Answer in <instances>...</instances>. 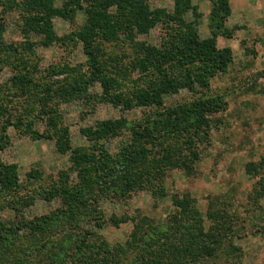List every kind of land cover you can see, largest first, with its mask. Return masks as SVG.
<instances>
[{"label": "trees", "instance_id": "obj_1", "mask_svg": "<svg viewBox=\"0 0 264 264\" xmlns=\"http://www.w3.org/2000/svg\"><path fill=\"white\" fill-rule=\"evenodd\" d=\"M153 1L66 0L58 7L55 0H0V71L8 65L16 71L10 83H0V151L10 145L7 131L13 127L34 140L56 139L58 152L70 154L71 161V172L62 171L52 184L36 169L22 182L17 164H0V264H216L224 256L228 264L241 256L234 242L237 216L228 206L211 204L206 219L191 196H175V210L163 223L141 214L106 218L101 209L104 198L119 202L141 191L166 197L165 178L172 170L192 176L210 139L212 116L227 107L224 95L208 92L212 80L234 60L231 48L218 46L219 37L232 38L239 29L227 26L230 0H210L207 38L200 36L197 22L187 20L191 10L199 17L192 0H173L172 11L154 7ZM13 10L20 14L24 42L5 38V16ZM81 11L84 25L59 36L54 20L74 21ZM158 26L164 27L160 45L137 40ZM32 36L40 37L44 47L81 44L86 70L58 66L47 72L57 80H40L39 65L31 64ZM96 86L101 94L90 92ZM182 90L200 96L166 105L168 96ZM59 99L112 104L125 112L140 108L144 115L84 127L80 132L89 144L74 147L62 125ZM38 122L44 131L36 129ZM117 137L124 141L113 153L107 144ZM261 169L250 162L246 173L256 175ZM33 185L38 188L31 193ZM39 198L58 199L62 207L31 220L3 219L6 208L19 211ZM253 200L257 205L264 201V185ZM128 222L134 229L125 244L111 245L101 233ZM60 235L64 237L53 244Z\"/></svg>", "mask_w": 264, "mask_h": 264}, {"label": "rangeland", "instance_id": "obj_2", "mask_svg": "<svg viewBox=\"0 0 264 264\" xmlns=\"http://www.w3.org/2000/svg\"><path fill=\"white\" fill-rule=\"evenodd\" d=\"M65 1L55 0V4L62 7ZM230 3L232 14L227 26L239 29L232 38L219 37L218 46L231 48L234 60L226 73L212 80L208 92L210 95H224L227 107L225 111L212 116L210 139L202 147V157L197 162L195 173L188 176L181 170L168 172L165 178L167 196L164 198H154L150 192L141 191L119 202L104 198L101 209L106 213V218L112 215L122 217L124 214L130 216L141 214L163 223L175 210L173 205L175 196L181 197L185 194L191 196L204 218L211 209V204H217L219 207L228 206L226 208L237 216L235 228L238 236L234 242L241 248V256L228 264H264V201L257 205L253 200L256 190L264 185V0H230ZM152 5L172 11L174 1L156 0ZM192 5L197 7L199 17L191 10L187 20L197 22L200 36L207 38L211 35L209 24L212 2L192 0ZM2 10L0 4V15ZM5 19L7 42H24L25 39L19 29L21 19L18 10L8 12ZM85 20L82 11L77 14L74 21L56 18L55 31L61 37L68 36L80 29ZM163 28L158 26L149 34L139 36L137 40L160 45L164 34ZM31 40L35 43V56L31 58V64L39 65L40 80L44 81L50 77L48 70L58 66H77L86 70L87 57L81 44L75 46L72 43L69 45L56 43L51 47H44L40 44V37L32 36ZM126 51L134 53L130 48ZM134 72L132 79L137 80L139 73ZM15 73L13 66H5L0 71V83H10ZM128 86L131 88L132 85ZM90 92L101 94L102 91L96 86ZM199 96L200 94L182 90L176 95L168 96L166 105L191 101ZM57 103L63 119L62 125L69 129L74 147L89 144L80 132L84 127L94 126L104 119L127 117L134 121L144 115L140 108L125 112L122 107L90 103L85 100H60ZM36 129L44 131L45 126L38 122ZM7 132L10 136V145L0 151V164H17L22 182H25L28 173L35 169L41 171L44 180H48L49 183L51 180L55 182L60 179L62 171L71 172L70 154L58 152L56 139L34 140L30 136L19 134L13 127ZM123 141V137H117L107 145L114 153ZM250 162L262 166L256 175L249 176L246 173ZM71 176L73 178L75 175ZM37 188L38 185H33L30 192L34 193ZM61 207L62 201L58 199L47 202L39 198L33 204H25L19 211L6 208L1 215L6 221L22 218L31 220L48 215ZM207 224L209 225L208 221ZM133 229L134 223L128 222L119 226L109 225L101 233L111 245H117L125 244ZM62 237L60 235L53 244ZM216 264H226L225 256Z\"/></svg>", "mask_w": 264, "mask_h": 264}]
</instances>
